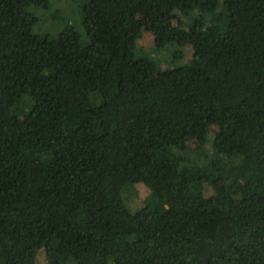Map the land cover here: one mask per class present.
I'll return each instance as SVG.
<instances>
[{"label":"trees","instance_id":"trees-1","mask_svg":"<svg viewBox=\"0 0 264 264\" xmlns=\"http://www.w3.org/2000/svg\"><path fill=\"white\" fill-rule=\"evenodd\" d=\"M58 1L0 0V264H264V0H85L51 36Z\"/></svg>","mask_w":264,"mask_h":264},{"label":"rangeland","instance_id":"rangeland-1","mask_svg":"<svg viewBox=\"0 0 264 264\" xmlns=\"http://www.w3.org/2000/svg\"><path fill=\"white\" fill-rule=\"evenodd\" d=\"M70 1H71V4H70L71 11L68 9L67 10L63 9V8H66L65 6H67L66 0H59L58 3H61L62 5L56 4L54 9L51 8V10L48 11V13H51L54 16H60V15L64 16V18H60L59 21H52V23L45 22L46 17H44L43 14L46 13L47 11H45L44 9L38 10L36 14L39 17V22H38L39 24L37 26L38 30H41V32H46L50 34L51 36H53L59 31V29L64 25L65 22H70L74 24L77 28H79V30H82V25H80L81 20L79 17V10L81 9V5L85 0H70ZM162 14H167V13L161 9H158V10H155L149 13H143L140 15V20L142 23H145ZM167 15H169L170 18L173 20V22L177 24L178 19H179L178 12H173ZM194 39H195V36L190 31L185 30L182 32L180 40H179L180 41L179 44L183 48V50H185L186 55L189 54L190 45L192 44ZM143 43L146 46V48L148 49L153 48V42L149 36L145 40H143ZM165 54H166L165 51L162 52L161 54H154L152 55V59L146 63L145 70H146V74L148 77L156 76L157 72L159 71V68H161L162 66V64L160 66V62H162L161 57L164 56ZM165 66H166V63H164V67ZM217 130H218V127L216 126L212 127L211 129L212 136ZM188 146L190 147V149L195 150V151L202 150V147L200 146L197 140H189ZM137 193L139 194L140 197L141 196L146 197V195L148 194V189L145 188L144 186H139L138 191L135 190V193L132 195L131 199L129 195L126 196L124 194L125 202L129 204L131 207H132V204L137 205L136 200H134L133 198V196L136 197ZM212 193H213L212 189H208L206 192V195H211ZM64 249H65V246L62 243L56 242V244H54V246L51 248L50 254L51 256L60 254L64 251ZM37 264H47L46 257L41 255Z\"/></svg>","mask_w":264,"mask_h":264}]
</instances>
